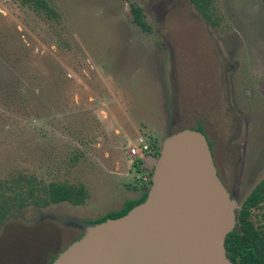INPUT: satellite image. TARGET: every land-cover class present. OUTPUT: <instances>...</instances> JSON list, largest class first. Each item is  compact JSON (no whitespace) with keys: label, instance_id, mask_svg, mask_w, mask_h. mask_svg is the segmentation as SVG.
I'll use <instances>...</instances> for the list:
<instances>
[{"label":"rangeland","instance_id":"obj_1","mask_svg":"<svg viewBox=\"0 0 264 264\" xmlns=\"http://www.w3.org/2000/svg\"><path fill=\"white\" fill-rule=\"evenodd\" d=\"M48 1L59 24L0 0V181L82 183L89 198L13 212L0 264H48L140 198L153 172L129 155L140 137L161 151L200 129L240 210L264 179V2L215 0L213 27L190 0ZM255 215L264 222V209Z\"/></svg>","mask_w":264,"mask_h":264},{"label":"water","instance_id":"obj_2","mask_svg":"<svg viewBox=\"0 0 264 264\" xmlns=\"http://www.w3.org/2000/svg\"><path fill=\"white\" fill-rule=\"evenodd\" d=\"M152 168L147 199L126 215L90 225L51 264H234L226 239L239 202L223 183L207 136L169 135Z\"/></svg>","mask_w":264,"mask_h":264},{"label":"trees","instance_id":"obj_3","mask_svg":"<svg viewBox=\"0 0 264 264\" xmlns=\"http://www.w3.org/2000/svg\"><path fill=\"white\" fill-rule=\"evenodd\" d=\"M15 1L23 7L33 10L47 21L59 24L62 20L60 12L48 0ZM190 1L206 21L213 27L218 25V21L215 18V0ZM262 1L264 2V0ZM131 11L133 23L144 32H150V26L144 16L143 8L132 4ZM197 130L201 131L200 129ZM210 146L212 149L211 143ZM153 147L158 150L155 154V156H158L160 154L159 148L157 146ZM134 165L139 169V166L144 167L145 163L143 160H137ZM150 178H152V174H150ZM150 186L151 180L140 198L128 200L122 210L109 213L105 217L90 222L89 225L126 215L135 206L147 199ZM88 198V189L82 183L45 182L36 175L19 173L11 176L9 179L0 181V226L15 211L24 210L31 206L47 208L61 203L83 206L86 204ZM263 209L264 179L256 185L243 202L240 210L237 212V227L227 236V256L234 264H264V222L254 219L256 216L255 211ZM57 256L53 257L48 264H51Z\"/></svg>","mask_w":264,"mask_h":264},{"label":"built area","instance_id":"obj_4","mask_svg":"<svg viewBox=\"0 0 264 264\" xmlns=\"http://www.w3.org/2000/svg\"><path fill=\"white\" fill-rule=\"evenodd\" d=\"M139 148H136L135 146H130V152L129 155L133 158L132 162L134 163L137 160H145L150 156H155L157 153V149H155L153 146L147 144V141L145 138L140 137L138 139ZM148 182H150L151 178L149 177ZM149 184V183H148Z\"/></svg>","mask_w":264,"mask_h":264},{"label":"flooded vegetation","instance_id":"obj_5","mask_svg":"<svg viewBox=\"0 0 264 264\" xmlns=\"http://www.w3.org/2000/svg\"><path fill=\"white\" fill-rule=\"evenodd\" d=\"M216 166H217V165H216ZM144 167H145V165H144ZM147 169H149V168H147ZM218 172H219V170H218ZM219 175H220V172H219ZM220 177H221V175H220ZM221 179H222V177H221ZM222 181H223V183L225 184V186L227 187V189L229 190L231 196L234 197L233 194H232V192H231V190H230L229 187L226 185V183L224 182L223 179H222ZM75 227H76V225H75ZM83 234H84V232H83ZM83 234H82V236H83ZM82 236H80L79 238L76 237L72 242H70V244H72V243L75 242L76 240L80 239ZM70 244L66 245L63 249H61V251L58 253V255H59V254L65 249V248H67Z\"/></svg>","mask_w":264,"mask_h":264}]
</instances>
